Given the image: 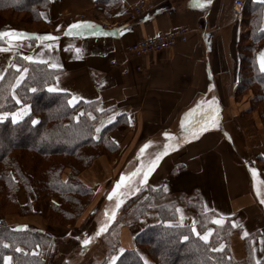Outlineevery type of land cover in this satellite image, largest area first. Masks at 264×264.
<instances>
[{
  "label": "crops",
  "instance_id": "crops-1",
  "mask_svg": "<svg viewBox=\"0 0 264 264\" xmlns=\"http://www.w3.org/2000/svg\"><path fill=\"white\" fill-rule=\"evenodd\" d=\"M142 1L120 0L119 4L105 6L99 0H51L45 15L48 21L55 22V27L47 31L46 39H39L37 45L14 40L10 43L14 51L0 49V79L13 66V57L19 52L22 57H33L32 62L45 63L58 72L56 83L49 88L51 91L67 92L72 99L75 97V102H94L102 110H108L104 123H113L120 116H125L128 122L113 134L120 148L118 157L109 161L102 156L81 174V180L95 190L96 198L74 225L50 227L39 214L10 215L5 221L14 229L50 234L52 245L39 250L46 264H83L85 258H70V253L76 250V257H84L83 252L88 250L83 243L84 236L98 204L108 195L115 203V195L109 191L112 184L116 187L121 180L126 165L149 156L141 164L147 171L155 156L169 145V140L186 132L181 139L187 138L186 141L162 155L145 185L163 190L164 196L172 199L183 196L199 202L205 214L214 216L213 221L232 219L235 230L229 246L234 258L243 264H252L246 248V240L252 236L255 260L260 262L264 259V203L261 202L264 191L260 190L258 170L253 164L260 167L259 163H264L259 159L264 157V125L257 111H249L252 92L247 91L242 97L235 92L241 45L253 26H258L263 35L254 52L256 65L264 73L261 68L264 0H248L239 16L233 10L235 0H147L153 9L137 20H129L133 8ZM108 10L112 12L110 20L125 22L117 32L100 27L99 18L109 19L105 16ZM81 15L86 20L77 18ZM77 24L79 28L70 27ZM181 27L195 32L187 42L171 50L139 59L126 54V48L135 41ZM199 27L206 29V33L197 32ZM113 60L118 62V67L111 66ZM52 64L59 67L53 68ZM138 66L142 71L136 70ZM126 69L129 74H124ZM215 103L219 106L218 115L204 122L209 127L198 128L197 119L204 118L203 114L207 115L208 108ZM220 115L223 124L215 128L212 124ZM192 120L193 124H187ZM235 122L237 131L232 127ZM145 144L149 146L141 153ZM240 149L247 157L241 158ZM19 200L24 203L26 197L20 194ZM177 209L179 218L173 222L197 224V213L188 205L180 202ZM147 214L139 222L121 227L118 249L112 257V249L100 241L109 230L106 223L110 217L102 214L103 221L96 222L87 244L92 245L89 254L96 249L101 251L91 259L104 262L110 257L107 263L113 264L118 253L134 249L136 233L160 222L159 212ZM173 222L170 224L175 225ZM102 227L106 230L101 231ZM4 264H13L12 258L7 256Z\"/></svg>",
  "mask_w": 264,
  "mask_h": 264
},
{
  "label": "trees",
  "instance_id": "trees-1",
  "mask_svg": "<svg viewBox=\"0 0 264 264\" xmlns=\"http://www.w3.org/2000/svg\"><path fill=\"white\" fill-rule=\"evenodd\" d=\"M99 2L107 6L119 4L120 0ZM49 5L50 0H0V12L11 10L27 13L31 17L30 22L38 23L43 22L41 12L48 9ZM0 32L7 33L3 26ZM45 35L20 36L21 39L37 41L38 37ZM5 36H0V44L9 41ZM262 36L258 26H253L244 36V42L249 41L250 44L245 46L243 42L241 45L240 74L235 93L239 96L252 90L249 111H259L261 108L264 121V73L256 65L254 52ZM25 66L28 67V73L22 83L16 85L17 71L14 67L9 68L0 79V113L15 114L25 105L30 108L29 112L21 115V119H13L12 115L0 119V215L3 216L1 213L10 206L19 207L23 214L32 212L31 207H28L30 205L22 208L18 204L17 194L23 188L30 197L43 201V214L47 215L50 222L72 225L93 197V191L80 180L79 174L102 156L111 161L118 157L120 148L113 134L117 129L127 126L128 122L125 116H120L104 127L100 137L96 138L97 123L104 112L83 101L71 105L69 93L49 90L48 86L56 83L58 72L46 64L27 62ZM13 86L16 87L14 94ZM218 111L216 103L209 107L207 115L203 114L204 118L200 117L195 122L197 127H209L210 124L204 122H208L213 115L217 116ZM214 121L219 123L218 118ZM193 123V120L187 121V124ZM30 168L34 173L30 174ZM66 168L72 172L65 182L61 176ZM124 184L120 188L126 190ZM159 192L158 196L164 193L163 190ZM54 199L60 203L54 202ZM193 208H196L198 217L196 226L171 225V222L176 221L177 214H174L173 209L161 206L154 210L144 209L131 222L121 224L117 219L101 238L113 251L110 257L117 252L119 243L112 244L111 237H119L122 226L137 223L152 211L159 212L160 216L159 223L147 225L136 234V247L118 253L113 264H243L234 258L229 246L235 230L232 219L227 218L224 224L216 225L212 214H203L199 202ZM204 219L208 221L203 227L201 223ZM193 227L201 235L209 228L214 231L209 240L204 241L192 231ZM251 239L252 236L247 238L246 248L252 264H264V259L260 262L255 260ZM52 241V237L43 232L14 229L2 222L0 264H4L7 256L12 258L13 264H46L44 257L37 252L50 247Z\"/></svg>",
  "mask_w": 264,
  "mask_h": 264
},
{
  "label": "rangeland",
  "instance_id": "rangeland-1",
  "mask_svg": "<svg viewBox=\"0 0 264 264\" xmlns=\"http://www.w3.org/2000/svg\"><path fill=\"white\" fill-rule=\"evenodd\" d=\"M50 6H51V0H50L49 8H50ZM49 8L46 9V10H43L41 12V16H42L43 22H38V23L37 22H32V21L30 22L29 19L31 17L27 13H22V12L21 13H15V12H12L11 10H9V11L7 10L6 12H0V27L3 26L6 29V32L7 33L5 34L6 36L5 35L4 36L9 40L5 44H0V49L5 48V49H8L9 51H14V48H12V46L10 45V43L11 42H14V40L17 41V42H20V41H23V42L24 41H28V42H30L29 44L37 45L40 42L39 39H37V41L36 40L35 41H31V40L26 39V38L25 39H21V36L18 35V34H24L26 36H30L31 37V36H34V35L36 36V34H38V35L39 34H44V33L47 34V31L48 30L53 29L55 27V22L48 21L46 15H45V13L49 10ZM111 13L112 12L110 10H108L106 12V15L105 16L107 18H109V19H106V18H103L102 17V18H99L100 22L101 23H106L108 25L119 24V23L122 22V21L115 22V21L110 20ZM85 17L86 16L81 15V16H79L77 18L83 21V20H86ZM46 36H45V39H46ZM249 44H250L249 41H245L244 42V45L245 46H249ZM16 53L17 54L14 55V57H13L14 58L13 59L14 61H13V66L12 67H14L15 70L17 71V78H16V85H17V84H20V83H22L24 81V79H25V77H26V75L28 73V67H26L25 65L27 64V62H32V61L26 59L25 57H22V55L19 54V52H16ZM19 59L21 60V62L19 61ZM36 63H38V62H36ZM25 69H26V71H25ZM21 76L23 77V79H20ZM18 80H19V83H17ZM49 88H50V86H48V89ZM15 89H16V87L13 86L12 94H14ZM247 91H251L252 92V90H247ZM247 91H245L241 95L243 96ZM252 94H253V92H252ZM69 95H70L69 101H72L71 102V105H76V104L82 102V101H78V102L73 101L72 96H71L70 93H69ZM241 95L239 97H242ZM251 100H252V98H251ZM251 100H250V107H251V102H252ZM83 102H85V101H83ZM87 103L91 104L92 107L94 106V109L97 108L101 112L102 111L104 112L101 115V118L99 119V121L97 123V128H100V132H97L96 131L95 136H96V138H98V137H100L103 128L106 127V126H108L109 124H111V123L108 124V123H104L103 122V120L107 117L109 111L108 110H102L99 107V105L98 104H95L94 102H87ZM25 109L27 110V112L30 111L29 106L25 105V106L22 107V109L18 110V112H20V114H22V111L25 110ZM258 110L259 111H257V110L256 111L258 112L259 116L261 117V108H259ZM16 113L17 112H15V114H9V113L8 114H6V113H0V114H4L3 115V118L6 117V116H8V115H10V116L12 115V117L15 116V119H21V116L19 117L20 114H18V113L16 114ZM23 113H26V112H23ZM218 119H219V125L218 126L221 127L220 125H221V123L223 124V121H222L223 118L220 115L218 117ZM226 119L229 120L230 118L229 117H226ZM230 122L233 123V121H231V119H230ZM263 125H264V121H263ZM232 127H233V129H235V131H237V128H238L237 122H235ZM121 128H124V127H121ZM181 134L177 135V137H176L177 139H171V140H169L171 142L169 143L170 146H169V149L168 150H173L172 149L173 147L176 148V147H178L180 145V143H183V141H186L187 138H183V140L181 141L183 135L186 134V132H182ZM159 144H162V141L159 142ZM155 145L157 146L158 143H155ZM239 151H240V153H242L241 158L246 156L247 153L244 150H241L240 149ZM144 157L145 158H148L149 156H144ZM145 158L141 157V158H139V160L137 159L136 163H131V161H130L126 165V167L122 171L121 175L126 178L124 182L125 183H128L129 185L126 186V190H125L123 188L116 189L115 184H112V188L110 189L111 191H109V192H111V194H114L115 195V203L112 201L113 197L111 199H109V195H108V197L103 198L100 201V203L98 204V208L96 209L97 212H96L95 216H93V220L91 222V225L89 226V228L86 231L87 234L84 236L85 239L88 238V237H90V235H93V228H94L96 222L97 223L98 222H101V220H102V214H110V217L107 219V223H106L107 228H110L111 227V224H113V223L115 224L117 219L120 220L119 223H121V224H124L125 221L131 222L133 220V218L136 217V216H138V215H140L144 209H146V210L147 209L148 210H154L159 205L161 207H163V208L166 207L168 210L173 209L174 211L173 210L172 211L174 212V214H177L176 221L179 218V214L177 212V206H178V204L180 202L183 203V204H185V205H188L189 204L188 205L189 208L193 209L195 211V213H197L196 210H195L196 208L195 209L193 208L197 202H195V203L194 202H191V201H189V199L187 197H183V196L175 197L174 199H172L171 197H167V195L164 196V193H163V195L160 194V196H158L157 194H159L160 193L159 191H161V190L152 188L151 186L145 185V183H140L139 182L141 179H143V174L142 173H143V171H145V169H143V167L141 166V164L145 160ZM259 159L264 160V157L259 156ZM109 161H111V160H109ZM259 164H260V167L257 166V164L256 165L253 164L254 166L251 164V166L256 167V169L258 170V172H257L258 175L257 176H258L259 180L257 178V182L259 184L260 190L263 192L264 191V163L263 162H260ZM90 168L84 170L83 172L89 170ZM138 168H141L142 169V172L138 176H134V177H132L129 180L128 179L129 174L132 173V172H135L136 169H138ZM29 172H30V174L34 173V171H33L32 168H30ZM71 172H72V170L70 168L64 169V171L62 173V176H61L62 177V180L66 182L69 179ZM83 172H81L79 175L81 176V174ZM80 176H79V178H80ZM80 180H81V178H80ZM87 187H89V186H87ZM89 188L93 191V197L89 201V203L87 204V206L85 207V209L81 212V214L79 215V217L85 211H87V209L89 208V206L95 201L96 192H95V190L93 188H91V187H89ZM113 189H116V191L113 192ZM136 189H139V190H136ZM117 192H119V193H117ZM20 194L21 195L23 194L26 197V201L24 203H22L19 200V195ZM155 194L157 195V197L153 196ZM17 201H18V204L20 205V207H22V208H25V206L30 205L28 207H31V211L32 212H30L28 214H23V213H20L19 207L18 208H15V206H10V207L6 208L3 213H1V214H3L4 217L0 215L1 218H2V221L0 223L4 222L5 225H7L5 219H6V217H8L10 215L29 216V215L39 214L42 217V219L46 222V224L49 225L50 227H58V226L59 227H67L66 225H62V223H53V222H50V220L47 217V215L46 214H43V212H44V203H43V201L37 200L33 196L30 197L23 188H21L19 190L18 194H17ZM120 201H122V203H120V207L122 208V212L120 211L121 208L116 209V204H117V202H120ZM54 202L60 203V201L58 199H54ZM190 203H191V206H190ZM123 205H125L124 208L122 207ZM113 210H115V217L114 218H112V212H113ZM202 211H203V214H204L205 212H204L203 209H202ZM147 215L148 214L146 213L145 216H147ZM196 217H197V215H196ZM213 217L214 216L212 215V218ZM77 219H76V221H77ZM55 221H56V219H55ZM207 221H208L207 219H204L203 222L201 223L202 224L201 226L204 227L205 226V223H207ZM75 222L72 225H74ZM173 223H175V225H179L180 226V224H177L176 222H173ZM224 223H225V221H223L222 224H224ZM222 224H219V225H222ZM151 225H155V224H151ZM196 225H198V217H197V224ZM196 225H184V226H196ZM7 226H9V225H7ZM68 226H71V225H68ZM9 227L10 228H13L11 226H9ZM34 231H37V230H34ZM213 231H214V229H212V233H213ZM43 233H45L48 236H50V234H48L46 232H43ZM105 235L106 234H104L103 236H101V238L104 237ZM98 236H100V235H98ZM111 240H112V244L116 245L118 243L119 237H115V236L113 237L112 236L111 237ZM100 241H101V243L106 244V240L101 239ZM52 243H53V241H52ZM52 243H51V245H52ZM229 244H230V241H229ZM86 246H85V248L88 249V250H86V251L83 252L84 257H82L81 254H79L81 257H79V256L76 257L75 253H77V251L76 250L75 251L73 250L70 253V258H85L83 260L84 261L83 264H103V260H93V259H91L94 256V254L96 255L97 253H99V251H101V249H96L97 251H95L92 254L93 255L92 256L91 254H89V251H90L89 248L92 245L90 244V245H86ZM37 253H40V252H37ZM40 255L42 256L41 253H40ZM146 260L148 261V259H146ZM45 262H46V260H45ZM78 262H79V260H78ZM112 263H113V261H112ZM106 264H108V263L106 262Z\"/></svg>",
  "mask_w": 264,
  "mask_h": 264
},
{
  "label": "built area",
  "instance_id": "built-area-1",
  "mask_svg": "<svg viewBox=\"0 0 264 264\" xmlns=\"http://www.w3.org/2000/svg\"><path fill=\"white\" fill-rule=\"evenodd\" d=\"M248 0H235L233 10L237 16H239L246 5ZM153 9V6L149 1L144 0L138 3L130 13L129 20L134 21L141 18L147 11ZM125 26V22L119 24L108 25L106 23H100L101 29L108 32H117L120 28ZM197 32L204 34L206 29L199 27ZM195 32L192 28L181 27L178 29L171 30L167 33H160L154 37L142 39L131 43L126 48V54L133 58H143L155 53L171 50L180 43H185L191 33ZM118 62L113 60L111 66L118 67ZM138 72L142 71V68L138 66L136 68ZM124 74H129V70H125Z\"/></svg>",
  "mask_w": 264,
  "mask_h": 264
},
{
  "label": "snow or ice",
  "instance_id": "snow-or-ice-1",
  "mask_svg": "<svg viewBox=\"0 0 264 264\" xmlns=\"http://www.w3.org/2000/svg\"><path fill=\"white\" fill-rule=\"evenodd\" d=\"M207 2H210V0H207ZM70 27L71 28H79L80 25H78V24L77 25H71ZM3 35H5V33L0 32V36H3ZM18 35H22V34H18ZM38 39H44V37H38ZM76 51L79 52L80 50L77 49ZM25 58L28 59V60H32L33 59V57H25ZM50 66L53 67V68L59 67V65H57V64H52ZM261 68H262V70H264V53L261 54ZM25 71H26V69H25ZM20 79H23V77L21 76ZM17 83H19V80L17 81ZM74 99H75V97H73V100ZM71 102L72 101H69V103H71ZM3 115L4 114H0V119L3 118ZM13 119H15V117H13ZM212 126L216 127V126H218V124L214 121ZM202 130H206V129H202ZM96 131L100 132V128H97ZM165 135H169V134L165 133ZM148 146H149L148 144H145L144 147L141 148V150H140L141 153H143L144 148H147ZM168 148H169V145L166 144L164 146V151L162 153H158L155 156V158L151 161V165L148 167L147 171H143V173H142L143 174V179H141L139 181L140 183H146L148 175H150V173L154 170L156 163L161 159L162 155L167 154ZM252 171H253V173H255L256 169H252ZM141 172H142L141 168L136 169L135 172H132V173L129 174L128 179L130 180L132 177L138 176ZM125 179L126 178L124 176H121V180L117 183L116 189H118V188H120L122 186V184L124 183ZM116 189H113V192H115ZM136 190H139V189H136ZM111 198H112L111 195H109V199H111ZM261 202L264 203V201H261ZM120 203H122V201L117 202L116 209H118L120 207ZM177 211H179V209H177ZM114 217H115V210H113V212H112V218H114ZM213 222L216 223V224H222L223 223V221L221 219H215ZM104 230H106V229L104 227H102L101 231H104ZM192 231L195 232L197 234V236H200V238L202 240H204V241H208L210 235L212 234V229L211 228H209L203 235H201L199 232H197L195 227L192 228ZM99 234H100L99 232L96 233V235H99ZM245 235H247V233H245ZM184 238L187 239L188 237H184ZM90 240H91V238L89 237L88 239H85L83 241V243L85 245H87V244L90 243Z\"/></svg>",
  "mask_w": 264,
  "mask_h": 264
}]
</instances>
